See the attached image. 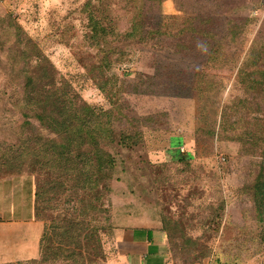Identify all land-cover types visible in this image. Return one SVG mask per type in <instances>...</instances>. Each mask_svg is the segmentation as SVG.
Returning <instances> with one entry per match:
<instances>
[{
    "label": "rangeland",
    "instance_id": "obj_1",
    "mask_svg": "<svg viewBox=\"0 0 264 264\" xmlns=\"http://www.w3.org/2000/svg\"><path fill=\"white\" fill-rule=\"evenodd\" d=\"M28 75L116 122V163H0V264H120L132 215L160 221L174 262L264 264V0H0V156L21 128L49 135L21 109Z\"/></svg>",
    "mask_w": 264,
    "mask_h": 264
},
{
    "label": "trees",
    "instance_id": "obj_2",
    "mask_svg": "<svg viewBox=\"0 0 264 264\" xmlns=\"http://www.w3.org/2000/svg\"><path fill=\"white\" fill-rule=\"evenodd\" d=\"M92 25L95 31V39H99L101 34L99 31H103L99 23ZM133 25V29L127 33L128 37H135L140 33L139 24ZM139 27V29H138ZM39 78L35 76H27L26 88L34 92L35 98L30 96L29 100L24 99L21 102V109H30L36 112L35 118L38 119L41 125V130L48 131L49 135H43L32 128H21L18 134L20 144L16 146H10L0 156V163L11 172L22 174L25 166L35 165L33 157L39 158L42 165H46L49 168H56L58 162H61V166L71 163L69 154L74 147L84 148L88 147V155L79 154L80 162L86 168H90L93 171L97 170L98 173L111 170L115 166V160L110 153L106 151L105 146L114 142L113 137L116 135V122L108 118L106 122L101 119L102 116H95L92 110L84 103H79L78 97L73 94L69 84L64 83L62 86H58L56 82H53L52 86L45 90L38 87ZM27 89L24 93L27 95ZM77 102L79 104H77ZM33 106L34 108H25ZM31 106V107H32ZM37 111H39L37 113ZM25 117L27 114H23ZM38 131V130H37ZM124 133V132H121ZM139 138L142 140V136L139 134ZM137 133H132L130 136H123L121 141L129 143L132 139L138 138ZM105 145V146H103ZM128 145V144H127ZM127 147V146H126ZM56 162V163H55ZM264 175L258 176L257 188L259 192L264 190ZM94 183V184H93ZM99 182H92L89 177H86L85 181L81 182L82 188H93ZM263 187V188H262ZM261 188V189H260ZM255 199L260 202L264 201L260 198V193L254 191ZM48 191L39 188L36 193V197L44 198L47 196ZM62 233L60 236H65L71 232L70 228L64 226L61 227ZM45 234V233H44ZM47 236V235H46ZM44 237V236H43ZM65 250L67 248H64Z\"/></svg>",
    "mask_w": 264,
    "mask_h": 264
},
{
    "label": "crops",
    "instance_id": "obj_3",
    "mask_svg": "<svg viewBox=\"0 0 264 264\" xmlns=\"http://www.w3.org/2000/svg\"><path fill=\"white\" fill-rule=\"evenodd\" d=\"M113 248L120 264H180L170 255V243L154 216L138 215L118 221ZM25 253L24 251L22 254ZM26 254V253H25Z\"/></svg>",
    "mask_w": 264,
    "mask_h": 264
}]
</instances>
